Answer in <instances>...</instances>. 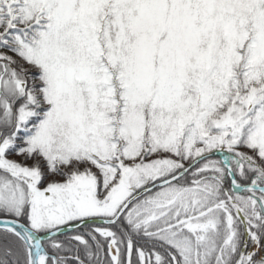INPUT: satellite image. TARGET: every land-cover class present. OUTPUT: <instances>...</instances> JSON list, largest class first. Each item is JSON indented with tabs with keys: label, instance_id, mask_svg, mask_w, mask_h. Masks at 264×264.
Returning a JSON list of instances; mask_svg holds the SVG:
<instances>
[{
	"label": "snow or ice",
	"instance_id": "obj_1",
	"mask_svg": "<svg viewBox=\"0 0 264 264\" xmlns=\"http://www.w3.org/2000/svg\"><path fill=\"white\" fill-rule=\"evenodd\" d=\"M0 264H264V0H0Z\"/></svg>",
	"mask_w": 264,
	"mask_h": 264
}]
</instances>
